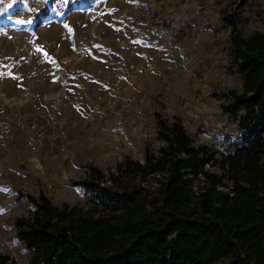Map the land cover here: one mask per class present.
I'll list each match as a JSON object with an SVG mask.
<instances>
[{
  "label": "rangeland",
  "instance_id": "rangeland-1",
  "mask_svg": "<svg viewBox=\"0 0 264 264\" xmlns=\"http://www.w3.org/2000/svg\"><path fill=\"white\" fill-rule=\"evenodd\" d=\"M233 9L243 34L264 32V0L0 3V251L13 264H29L14 220L30 197L84 204L88 165L143 159L157 116L179 117L197 144L237 137L214 94L241 87L221 18Z\"/></svg>",
  "mask_w": 264,
  "mask_h": 264
},
{
  "label": "trees",
  "instance_id": "trees-1",
  "mask_svg": "<svg viewBox=\"0 0 264 264\" xmlns=\"http://www.w3.org/2000/svg\"><path fill=\"white\" fill-rule=\"evenodd\" d=\"M221 18L241 87L214 94L237 137L197 144L179 117L157 116L143 159L88 165L84 204L30 197L14 220L29 264H264V32L243 34L236 9ZM0 264L13 260L0 251Z\"/></svg>",
  "mask_w": 264,
  "mask_h": 264
},
{
  "label": "snow or ice",
  "instance_id": "snow-or-ice-1",
  "mask_svg": "<svg viewBox=\"0 0 264 264\" xmlns=\"http://www.w3.org/2000/svg\"><path fill=\"white\" fill-rule=\"evenodd\" d=\"M16 2V0H12V3H15ZM25 2H26V0H25ZM0 3H3V0H0ZM12 6V4H9L8 5V7H11ZM29 11H32V9H29ZM23 21H21V23H22ZM0 75H2V73H0ZM9 75H11V73H9Z\"/></svg>",
  "mask_w": 264,
  "mask_h": 264
}]
</instances>
